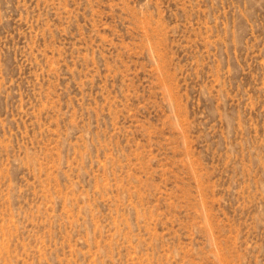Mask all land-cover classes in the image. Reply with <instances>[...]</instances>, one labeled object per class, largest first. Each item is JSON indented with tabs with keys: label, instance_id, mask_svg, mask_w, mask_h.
<instances>
[{
	"label": "rangeland",
	"instance_id": "374dc122",
	"mask_svg": "<svg viewBox=\"0 0 264 264\" xmlns=\"http://www.w3.org/2000/svg\"><path fill=\"white\" fill-rule=\"evenodd\" d=\"M0 264H264V0H0Z\"/></svg>",
	"mask_w": 264,
	"mask_h": 264
}]
</instances>
